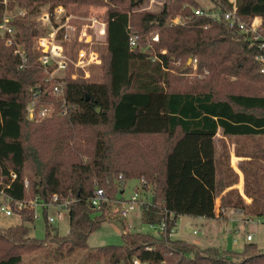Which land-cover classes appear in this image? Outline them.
Returning a JSON list of instances; mask_svg holds the SVG:
<instances>
[{
    "label": "trees",
    "instance_id": "obj_1",
    "mask_svg": "<svg viewBox=\"0 0 264 264\" xmlns=\"http://www.w3.org/2000/svg\"><path fill=\"white\" fill-rule=\"evenodd\" d=\"M13 1L0 0V21ZM209 1L211 6L204 7L198 0H169L157 12H132L143 0H18L22 7L31 6V13L42 4L50 9L74 2L108 4L106 43L100 49L104 79L67 74L63 93L68 111L62 114L57 105L51 117L28 120L26 105L42 77L33 48L37 30L27 19L13 22L27 59L22 67L14 45L0 37V186L15 199H47L56 193L72 200L64 235L47 227L41 240L29 236L30 227L25 224L0 228V264H21L22 252L51 244L59 254L61 249L67 254L86 250L88 236L105 221L109 210L107 204H90L94 189L102 188L111 201L118 197L120 182L131 178L149 185L153 203H161L176 218H214L219 179L213 138L218 129L224 135L264 134V73L254 58L257 47L244 33L228 27L221 15L194 14L196 8L219 14L231 9L228 0ZM236 14L243 20L264 18V0H236ZM176 16L187 20L170 24ZM151 29H158L157 41L154 33L147 37ZM131 35L136 37L133 46ZM149 42L152 54L142 48ZM188 56L195 61L196 79H200L192 85L179 80L191 65L183 69L175 65L186 62ZM228 75L260 82L261 92H229L219 97L216 88L227 82ZM140 137L160 138L162 147L136 145L133 140ZM12 173L16 178L12 179ZM252 195L251 207L240 199L223 206L264 216L262 191ZM19 215L23 221H33L30 210ZM141 216L143 222L160 218L154 207L143 209ZM121 237V244L97 247L92 256L104 258L106 264H129L133 257L155 264H264V252L251 242L235 251L200 248L185 240L126 229Z\"/></svg>",
    "mask_w": 264,
    "mask_h": 264
},
{
    "label": "rangeland",
    "instance_id": "obj_2",
    "mask_svg": "<svg viewBox=\"0 0 264 264\" xmlns=\"http://www.w3.org/2000/svg\"><path fill=\"white\" fill-rule=\"evenodd\" d=\"M104 1L106 2L107 0ZM198 1L204 7L211 6L209 0ZM2 2L6 4V0H2ZM168 2L169 0H143L137 8L132 9V12L141 10L157 12ZM12 6V8L6 7L3 14L7 11L6 13H8V15H12L16 7H22L18 0L13 1ZM61 6L70 13L81 16L82 18L72 19L71 22L74 24V30L71 31L70 37L67 40L59 39L58 43L71 56L74 55L78 47L93 49L100 55V49L106 43L105 39L104 37L99 40L95 38L94 29L97 27V23L84 19L83 16L94 17L99 19L100 22H104L107 19L108 4L98 5L87 4L85 2H74L68 3L67 6ZM30 7L31 6H24L27 10V15L24 19H27V24H32L37 30L33 37L34 46L36 43L35 38L38 34H47V30L44 29L47 25L41 20L40 13L42 10L49 7V4H42L35 7L32 13L29 11ZM156 31L158 32V29H151L147 33V37L150 38L153 33L152 36L158 37ZM157 39L154 41H157ZM142 48L143 50L146 49L148 53H153V50H151L153 48L152 42H149L148 45ZM160 51L166 53V49L164 48H161ZM101 63L90 67L85 72L80 70L68 71V75L75 74V78L81 75L91 81H101L104 79V77H102L103 69L100 68ZM175 65L182 69L191 65L190 70L184 76H180L179 80H181L182 83L186 81L187 85H192L194 80H200L199 78L196 79V65L191 57L188 56L186 62H177ZM173 72L175 71L171 70L170 73ZM224 80L227 82H221L216 88L218 89L217 95L219 97L225 96L229 92H258L259 87L263 85L260 82L238 78L233 75L226 76ZM201 84L202 82H198L197 87L202 88ZM180 86L181 85H179V87ZM183 88H185V86H183ZM53 101L56 100L54 99ZM134 141L136 145H140L141 147H144L146 144L147 146L162 147L159 143V141H161L160 138L140 137L134 139L133 142ZM213 141L219 179L215 205L216 207L222 208L223 212L217 220L213 218L208 219L204 217L180 215L171 238L185 240L187 243L196 245L200 248L219 247L235 251L242 250L246 243L251 242L255 243L260 251L264 252V224L260 221L258 222L260 217L244 212L241 207L223 206L225 204L232 205V203L240 199L243 203L251 207L255 201V196L252 195L255 190H261L264 197V134L224 135L221 130L218 129ZM140 180L141 179L138 178H131L128 179L126 183L119 184V188L124 189L123 195L129 196L135 190L138 191L142 197L150 200L152 197L151 187L148 185L146 190L141 189V185L139 184ZM25 198L30 200L34 197L27 196ZM108 206L109 210L106 213L105 221L88 236V248L86 250L77 249L67 254L61 249L63 253L59 254L60 250H56L57 246L55 244L46 245L44 248L30 252H22L21 264H106L104 258H94L92 256L93 251L95 248L103 245L121 244V233L124 229L123 225L128 231L145 232L149 230L148 226L141 220L142 211L139 207L131 211L121 222L120 219L114 218V216L118 214V207L111 203L108 204ZM48 213L55 217V220L50 225H47L45 211L40 207L36 209L37 217L34 218L32 222L23 221L19 214L6 216L4 213L0 212V228L25 224L30 227L28 235L41 240L45 238L47 227L52 229L53 233L57 232L59 235L66 234L69 227L67 211H63V215L60 218H57V210L55 208H50ZM193 230H195L196 233H193ZM247 235L251 236V241H246Z\"/></svg>",
    "mask_w": 264,
    "mask_h": 264
},
{
    "label": "built area",
    "instance_id": "obj_3",
    "mask_svg": "<svg viewBox=\"0 0 264 264\" xmlns=\"http://www.w3.org/2000/svg\"><path fill=\"white\" fill-rule=\"evenodd\" d=\"M231 3V9L218 13L215 11H204L200 8L193 9L195 15H206L211 17L222 16L228 27L237 29L244 33L254 44L258 53L255 55V60L261 65V72L264 73V18L261 16H253L249 20H243L236 14V0H228ZM7 12V11H6ZM2 15L0 21V37L4 39L7 45H14V53L20 57L22 67L26 63V55L22 49V45L17 43L16 40V26L14 21L18 18H24L27 15V10L24 7H16L14 14L8 15V13ZM40 18L44 24L47 25L44 29L47 30V34H38L35 38L36 43L33 46L37 52V61L42 71L41 82L38 83L33 90L34 95L26 105V117L31 121H39L44 118L51 117L56 112L57 105L62 114L68 111V101L63 93V88L66 83V75L69 68L72 70L87 71L90 67L101 63V56L93 49L78 47L75 50L73 56L68 54L63 47L58 43L59 39L67 40L70 37L71 31L74 30V24L71 22L73 18H82L76 16L69 11L65 10L63 6H55L53 9L47 7L40 13ZM84 19L97 23V27L94 29L95 38L101 39L106 37V22H100L99 19L94 17H85ZM187 18H181L176 16L171 19L170 24L184 23ZM92 26V25H90ZM92 28V27H90ZM135 35H131L129 38L130 45H135ZM158 37L155 36L154 40ZM71 72V71H70ZM71 78H75V74L70 75ZM54 97L43 99L41 95ZM73 108V107H71ZM12 179L16 178V174H11ZM123 182L121 181L120 184ZM141 189L146 190L148 186H145L144 181L141 179ZM24 187H28V180L24 179ZM124 189L119 188L118 197L114 200L108 199L102 188L96 187L93 191V195L90 198V204L93 207H98L102 204H112L118 207V214L114 218H118L123 221L128 214L139 207L143 209H149L150 207L157 208L159 210L160 218L158 221L144 222L149 230L145 231L158 238H171L174 228L176 227L177 219L175 215L167 210L163 205L154 204L153 201L147 200L142 197L138 191H133L129 196L123 195ZM72 200L64 198L59 194H52L47 199L39 198L35 196L33 199H15L9 195L5 187L0 186V212L6 216L12 214H20L23 210H30L33 219L37 217L36 209L38 207L45 211V219L47 225H50L55 217L48 213L50 208L57 210V218L62 217L63 211H67ZM217 210V211H216ZM223 212L222 208L215 205V216L213 219L220 218V214ZM142 220V219H141ZM264 224V216L260 217L258 222ZM123 225V224H122ZM125 229V226L123 225ZM144 232V231H142ZM193 233H196L193 230ZM172 239V238H171ZM247 241H251L250 235L246 236ZM119 264H126L121 261ZM129 264H155L147 260H143L137 257H133ZM159 264H164V261Z\"/></svg>",
    "mask_w": 264,
    "mask_h": 264
},
{
    "label": "water",
    "instance_id": "obj_4",
    "mask_svg": "<svg viewBox=\"0 0 264 264\" xmlns=\"http://www.w3.org/2000/svg\"><path fill=\"white\" fill-rule=\"evenodd\" d=\"M86 99H88V97ZM96 110H97V112H99V110H100L99 107H96Z\"/></svg>",
    "mask_w": 264,
    "mask_h": 264
},
{
    "label": "crops",
    "instance_id": "obj_5",
    "mask_svg": "<svg viewBox=\"0 0 264 264\" xmlns=\"http://www.w3.org/2000/svg\"><path fill=\"white\" fill-rule=\"evenodd\" d=\"M247 241V240H246Z\"/></svg>",
    "mask_w": 264,
    "mask_h": 264
}]
</instances>
